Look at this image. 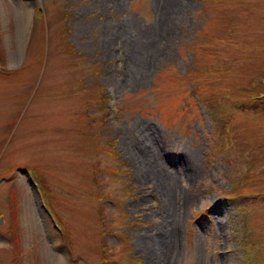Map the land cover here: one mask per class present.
I'll return each instance as SVG.
<instances>
[{"label":"rangeland","instance_id":"obj_1","mask_svg":"<svg viewBox=\"0 0 264 264\" xmlns=\"http://www.w3.org/2000/svg\"><path fill=\"white\" fill-rule=\"evenodd\" d=\"M59 259L264 264V0H0V264Z\"/></svg>","mask_w":264,"mask_h":264},{"label":"bare ground","instance_id":"obj_2","mask_svg":"<svg viewBox=\"0 0 264 264\" xmlns=\"http://www.w3.org/2000/svg\"><path fill=\"white\" fill-rule=\"evenodd\" d=\"M162 145L165 146V144H163V143H162ZM159 147H160V150H163V147H162V146H159ZM184 159H185V158H184ZM184 159H183V160H184ZM183 160H182V161H183ZM187 166H189V165H187ZM178 193H179V191H178ZM179 195H180V194H177V198H179ZM214 213H216V211H214ZM148 250H149V252H152L153 248H149ZM56 264H62V259H59V261H58Z\"/></svg>","mask_w":264,"mask_h":264}]
</instances>
